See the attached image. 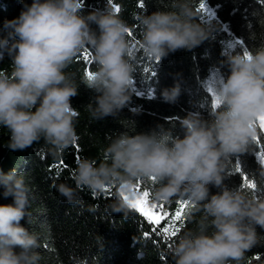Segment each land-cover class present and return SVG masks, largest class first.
Masks as SVG:
<instances>
[{
    "label": "clouds",
    "instance_id": "1",
    "mask_svg": "<svg viewBox=\"0 0 264 264\" xmlns=\"http://www.w3.org/2000/svg\"><path fill=\"white\" fill-rule=\"evenodd\" d=\"M196 4L169 0L168 10L133 13L144 54L159 62L170 52L208 40L213 26L197 22L201 13ZM81 8L82 0H32L18 17L4 21L0 58L7 53L12 64L10 72L0 71V126L10 133L11 151L43 140L59 160L77 142L80 113L70 99L78 94V84L66 69L85 50L96 66L94 71L85 69L80 81L98 94L95 106H88L91 118L115 116L130 100L135 72L130 26L111 7L86 16L80 15ZM222 54L227 76L217 70L209 79L211 86L204 84L218 103L210 109V120L189 112L180 120L183 138L166 130L111 138L98 165L95 159L76 161L75 187L53 185L65 202L78 204L83 189L100 194L114 188L115 199L106 207L126 220L135 211L134 189L143 182L157 203L187 201L185 217L196 224L177 234L169 247L173 264H241L258 243L256 227L264 229V198L242 185L230 190L223 181L230 158L257 144L255 122L264 117V45L247 56ZM179 94L178 84L161 92L167 103H174ZM259 163L264 175V161ZM209 185L219 191L210 194ZM0 186L4 197L13 198L12 204L0 205V264H40V233L20 223L30 215L26 176H17L15 170L0 172Z\"/></svg>",
    "mask_w": 264,
    "mask_h": 264
},
{
    "label": "trees",
    "instance_id": "2",
    "mask_svg": "<svg viewBox=\"0 0 264 264\" xmlns=\"http://www.w3.org/2000/svg\"><path fill=\"white\" fill-rule=\"evenodd\" d=\"M140 2L113 0L120 9L117 15L130 26L133 36L129 39L135 45L132 50L135 67L132 94L123 109L115 116L91 118L88 106H95L98 94L80 81L86 68L94 71L96 66L91 57L86 62L80 54L66 69L78 84V94L70 99L71 106L80 113L76 122L78 140L61 159H53L43 140L22 151H11L7 147L10 133L0 126V172L15 170L17 176H26L31 188L30 215L20 223L29 232L40 233V264H173L168 249L176 237L164 241L163 235H156L152 226L136 211L126 220L120 214H112L106 206L115 199L114 188H106L95 195L83 189L80 202L70 205L53 185L64 183L75 187L72 173L76 161L95 159L98 165L110 139L121 133L135 135L166 130L173 137L183 138L180 120L189 112H197L205 120L211 119V94L205 90L204 84L208 81L206 87L211 86L209 79L217 70L227 76L228 68L222 53L254 51L257 46L264 45V0H203L204 10L199 9L201 0H197V11L201 13L197 22L213 26L211 37L190 50L170 52L157 62L146 56L137 43L141 39V30L133 13L168 10L169 0H142L143 7L139 6ZM31 3L32 0H0V36L5 35L2 31L4 21L18 17L23 5ZM113 3L109 0H82L79 13L86 16L104 10L106 6L115 11ZM90 27L98 32L95 24ZM11 64V57L5 53L0 58V71L10 72ZM177 84L180 94L176 101L164 102L161 92ZM257 131L260 142L250 152L230 158L223 184L230 190L240 189L242 177L246 176L256 185L254 190L248 191L264 198V175H261L259 163L264 156V133L258 127ZM237 166L239 172L235 171ZM208 187L210 194L219 191L215 186ZM3 191L0 186V205L12 204L13 198L4 197ZM149 192L152 198V189ZM179 200L165 203V207L176 211ZM185 212L179 233L196 227L195 223L188 222ZM163 226L162 221L160 227ZM256 232L258 243L245 253L241 264H264V229L257 226Z\"/></svg>",
    "mask_w": 264,
    "mask_h": 264
},
{
    "label": "snow or ice",
    "instance_id": "3",
    "mask_svg": "<svg viewBox=\"0 0 264 264\" xmlns=\"http://www.w3.org/2000/svg\"><path fill=\"white\" fill-rule=\"evenodd\" d=\"M109 3H113V0H109ZM140 7H143V2L139 3ZM113 7L115 8V11L118 13L120 11L118 6H115L113 3ZM199 9L204 10V2L201 0V3L199 4ZM133 36L132 31L130 32V37ZM243 54L245 56L248 55V50H244ZM81 56L83 57L84 61L89 62L91 53L88 50H85L81 53ZM158 62V58L156 60ZM86 70H89V68H86ZM145 71H149V69H145ZM209 93L211 94V107L216 108L218 106L215 93L211 91V88H209ZM256 127L259 128L261 133H264V117H261L258 119V121L255 122ZM260 142L259 136L257 137V143ZM261 161H264V156L261 157ZM236 172H239L240 169L237 166L235 168ZM243 183L242 187H247L249 189L254 190L256 185L252 182H249L248 178L246 176L242 177ZM134 193L136 194V198L132 204L135 211L143 217L151 226L152 231L156 235H163L164 241L173 240L176 235L181 230L180 225L182 224V219L184 216V212L188 207V203L185 200H179L177 201V210L174 213H170L169 211H165L164 205L160 204L159 206L155 203H149V196L150 192L148 190L141 191V182H138ZM95 195V194H94ZM123 198L127 199V196H124ZM167 220L168 223L160 227L161 222ZM148 235L147 233L145 234Z\"/></svg>",
    "mask_w": 264,
    "mask_h": 264
},
{
    "label": "rangeland",
    "instance_id": "4",
    "mask_svg": "<svg viewBox=\"0 0 264 264\" xmlns=\"http://www.w3.org/2000/svg\"><path fill=\"white\" fill-rule=\"evenodd\" d=\"M150 189H151V187H149L147 184L141 182V191H143V190H148V191H150ZM149 203H155V204H157L158 206H159L160 204H163V205H164V209H165V211H169L170 213H174V212H175L174 210H171L169 207H165V203H157V202L153 201V199H152L150 196H149ZM163 222H164V226L168 223L167 220H165V221H163Z\"/></svg>",
    "mask_w": 264,
    "mask_h": 264
}]
</instances>
